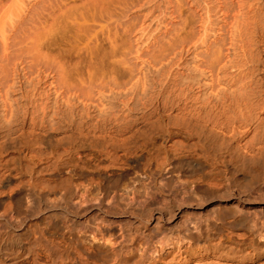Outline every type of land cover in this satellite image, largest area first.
I'll list each match as a JSON object with an SVG mask.
<instances>
[{
	"label": "bare ground",
	"instance_id": "obj_1",
	"mask_svg": "<svg viewBox=\"0 0 264 264\" xmlns=\"http://www.w3.org/2000/svg\"><path fill=\"white\" fill-rule=\"evenodd\" d=\"M185 1L199 23L191 45L185 42L188 47L156 70L140 66L135 72L131 66L123 83L117 75L118 82L110 83L117 90L111 104L105 102L107 89L98 90L100 96L92 89L101 100L97 111L94 100L60 99L58 89L40 77L18 76L1 88L0 264H264L249 217L235 208L221 207L217 218L238 216L212 221V228L199 223L175 239L156 234L152 243L155 234L146 238L138 227L129 242L117 245L110 230L77 229L49 199L59 185L71 199L87 182L104 194L144 159L148 170L171 165V173L199 159L200 173L188 182L194 191L221 186L224 174L240 183L255 175L264 181V0Z\"/></svg>",
	"mask_w": 264,
	"mask_h": 264
},
{
	"label": "rangeland",
	"instance_id": "obj_2",
	"mask_svg": "<svg viewBox=\"0 0 264 264\" xmlns=\"http://www.w3.org/2000/svg\"><path fill=\"white\" fill-rule=\"evenodd\" d=\"M185 3V0H0V90H4L3 86L10 85L11 81L13 83L18 76L24 81H34L40 77V80H45L41 82L58 89L60 99L63 95L62 100L74 95L72 99H86L89 105L94 100L97 103L93 102L91 108L97 111L96 105L101 101L98 94L100 96V92L107 89L109 94H105V102L110 99L109 104L114 102L117 90L111 91L114 85L110 83L115 81L116 84L118 76L120 83L126 82L131 66L137 72L140 66L143 71L156 70L163 63L167 65L165 61L170 57L168 63L171 55L173 58L178 56L183 45H191V37L196 38L199 28L198 16L193 5ZM185 18H189L187 24ZM185 42H188L187 45ZM125 72L128 74L122 75ZM104 79L108 81L107 84ZM134 79L131 81L135 84ZM92 89L93 92L97 90L95 92L98 94L93 93ZM103 161L108 164V161ZM145 161L134 167L117 187L108 184L104 194L99 193L94 184L87 182L76 188L77 193L71 199L67 198L60 185L49 199L57 203L62 217L68 214L76 221L77 229L87 233L94 228L110 230L117 238V245L129 242L130 233L138 227L146 233V238L155 234L154 243L156 234H167V237L170 235L175 239L177 233L192 229L199 223L212 228V221L220 224L223 220H234L237 214H245L250 219L256 244L264 247L263 178H258L248 169L255 175L248 183H240L229 174H224L221 176V186L210 187L208 191H194L188 182L200 173L199 159L184 161L172 173L169 172L171 165L148 170V162ZM239 168L241 173L247 172L241 166ZM114 169L121 171L120 168ZM209 170V166L204 169L207 173H210ZM171 203L173 207L168 206ZM221 207L235 208L238 213L225 212L221 218H217ZM134 214L142 217H135ZM244 228L237 226L235 230ZM170 246L172 243L164 246V249Z\"/></svg>",
	"mask_w": 264,
	"mask_h": 264
}]
</instances>
